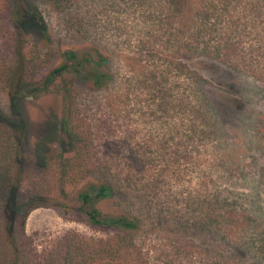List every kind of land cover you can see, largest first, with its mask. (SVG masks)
Returning <instances> with one entry per match:
<instances>
[{
    "label": "rangeland",
    "instance_id": "rangeland-1",
    "mask_svg": "<svg viewBox=\"0 0 264 264\" xmlns=\"http://www.w3.org/2000/svg\"><path fill=\"white\" fill-rule=\"evenodd\" d=\"M26 1L43 14L56 51L98 46L110 58L109 87L78 83L80 107L93 130L90 177L116 178L133 166L147 167L148 175L138 178L156 175L154 191L135 202L143 216L135 235L146 264H264V80L242 61L235 69L209 51L229 39L239 53L255 48L261 54L264 0H207L217 8L194 53L183 52L179 39L165 45L166 35L156 27L145 33L149 27L135 0H79L66 12L53 11L47 0ZM4 43L0 36L2 58ZM21 103L31 130L24 141L21 200L40 188L57 196L54 167L44 173L30 152L46 123L61 117L63 101L47 94ZM10 104L1 91L0 112L9 114ZM67 201L68 212L46 205L16 221L30 264H57L71 233L111 234L88 223L72 188Z\"/></svg>",
    "mask_w": 264,
    "mask_h": 264
},
{
    "label": "trees",
    "instance_id": "trees-1",
    "mask_svg": "<svg viewBox=\"0 0 264 264\" xmlns=\"http://www.w3.org/2000/svg\"><path fill=\"white\" fill-rule=\"evenodd\" d=\"M135 1L139 6L136 10L149 27L145 33L156 27L165 33V45L179 39L177 46L185 53H194L203 45L200 41L209 29L207 20L217 8L207 0ZM227 1L223 5H228ZM78 2L47 0L55 12L69 11ZM0 36L5 37L8 51L3 58L0 54V92H8L11 102L9 114L0 112V264H30V257L18 242L16 221L22 223L33 209L46 205L61 206L68 212L72 209L67 201L69 188L74 189L80 203L77 209L88 223L111 234L92 238L71 233L57 264H146L135 235L143 227V216L135 210V202L154 191L156 175L138 178L140 172L147 174V167L138 170L133 166L116 178L90 177L95 159L93 130L80 107L78 83L94 89L109 87L114 78L109 56L98 46L56 51L43 14L26 0H0ZM228 41L219 51L209 50L210 54L235 69L242 61L264 80V51L256 56L255 48H250L242 54L237 42ZM206 44L204 49L208 50L210 45ZM47 94L61 97L63 113L46 123L45 133L35 139L30 155L44 173L54 167L58 195L42 194L40 188L24 201V141L31 130L21 102ZM215 108L213 113L205 110L217 115L219 109ZM22 225L24 230L25 223Z\"/></svg>",
    "mask_w": 264,
    "mask_h": 264
}]
</instances>
